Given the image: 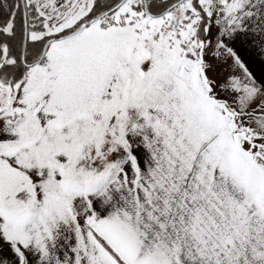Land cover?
I'll return each mask as SVG.
<instances>
[{
    "label": "snow or ice",
    "instance_id": "obj_1",
    "mask_svg": "<svg viewBox=\"0 0 264 264\" xmlns=\"http://www.w3.org/2000/svg\"><path fill=\"white\" fill-rule=\"evenodd\" d=\"M0 264H264V0H0Z\"/></svg>",
    "mask_w": 264,
    "mask_h": 264
}]
</instances>
